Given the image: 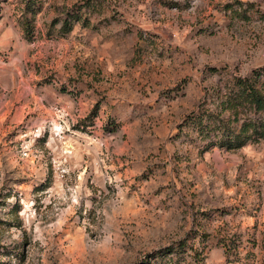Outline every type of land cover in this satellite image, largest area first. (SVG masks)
I'll return each instance as SVG.
<instances>
[{"label":"rangeland","instance_id":"374dc122","mask_svg":"<svg viewBox=\"0 0 264 264\" xmlns=\"http://www.w3.org/2000/svg\"><path fill=\"white\" fill-rule=\"evenodd\" d=\"M26 1L0 0V264H264V137L187 120L249 113L225 95L264 0Z\"/></svg>","mask_w":264,"mask_h":264},{"label":"trees","instance_id":"16d2710c","mask_svg":"<svg viewBox=\"0 0 264 264\" xmlns=\"http://www.w3.org/2000/svg\"><path fill=\"white\" fill-rule=\"evenodd\" d=\"M32 0H27L26 5L31 6ZM79 20L76 12H71L62 20L60 29H71L73 20ZM21 26L26 37L31 36L32 25L25 16ZM226 101L235 105H242L248 109L243 120L238 117H225L220 110L204 107L198 114L187 116L192 129L205 135L208 139L204 147L217 145L219 147H241L249 141H256L264 137V65L254 71L252 77L235 75L226 92Z\"/></svg>","mask_w":264,"mask_h":264}]
</instances>
